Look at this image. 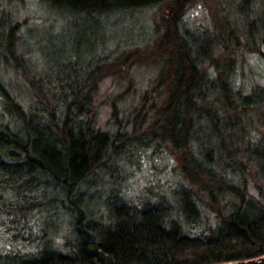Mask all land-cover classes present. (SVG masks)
Listing matches in <instances>:
<instances>
[{
  "label": "rangeland",
  "instance_id": "rangeland-1",
  "mask_svg": "<svg viewBox=\"0 0 264 264\" xmlns=\"http://www.w3.org/2000/svg\"><path fill=\"white\" fill-rule=\"evenodd\" d=\"M165 12L163 3H152L96 17L70 13L47 0H0V124L19 129L20 120L8 109L5 94L25 110L32 107L39 79L47 82L48 71H61L55 70L57 57L65 54L61 60L80 63L83 70L99 63L91 69L94 123L112 135L119 131L116 150L110 147L70 198L61 186L49 183L28 192L44 204L19 212L14 203L23 201L15 191L0 189V264L18 260L10 253L36 255L44 247L65 251V242L73 236L76 208L71 199L76 196L81 197L76 200L79 208L102 222L109 220V200L116 195L136 204L160 201L168 208L167 222L175 220L192 236L215 227L241 202L240 192L264 201V0H197L182 16L183 31L196 35L207 53L201 73L212 89L220 82L231 88L229 100L220 95L211 105L218 120L198 118L191 150L204 174L196 179L184 172L181 152L168 140L151 137L147 130L139 139L127 135L142 95L160 70L154 38L162 30ZM114 46L122 48L125 59L115 64L88 59ZM75 53L77 61L71 60ZM162 125L155 131L169 136L172 126ZM250 153L256 154L254 159Z\"/></svg>",
  "mask_w": 264,
  "mask_h": 264
},
{
  "label": "trees",
  "instance_id": "trees-1",
  "mask_svg": "<svg viewBox=\"0 0 264 264\" xmlns=\"http://www.w3.org/2000/svg\"><path fill=\"white\" fill-rule=\"evenodd\" d=\"M196 1L47 0L70 13L96 17L152 3L165 5L162 30L154 38L162 59L160 70L150 91L142 95L132 119V133L127 135L139 139L138 135L147 130L151 137L168 140L173 149L180 150L185 163L183 170L193 179L204 174L191 150L198 118L202 115L214 118L217 113L212 103L220 95L229 100L231 94L226 83L220 82L212 89L210 85H214L200 71L207 53L199 38L187 35L181 27L185 9ZM119 48L89 54L88 59H108L115 64L126 58ZM78 54H73L71 60L77 61ZM62 55L65 54L57 57L55 67L61 71H48L47 82L39 79L32 107L25 110L5 94L8 109L20 120V127L12 131L0 124V189L10 187L15 191V196L23 201L18 206L14 203L19 212L44 204L36 196L32 199L28 192L49 183L61 186L70 198L69 194L77 192L78 185L101 165L110 147L116 150L118 146L119 131L112 135L99 128L92 115L90 98L95 78L92 79L91 69L100 66L99 63L83 70L80 63L61 60ZM80 70L84 71L82 78ZM165 122L170 123L173 132L169 136L158 135L155 128L163 127ZM250 154L254 159L256 154ZM205 175L213 180L211 173ZM239 194L241 202L222 215L215 227L195 236L182 231L175 220L167 222L168 208L160 201L144 200L136 204L116 195L114 201L109 200V220L102 222L82 211L76 203L81 197L76 196L71 199L76 220L73 236L65 242L66 250L44 247L36 255L10 253V258L17 256L18 260L9 264H208L256 256L264 252V201L244 197L243 192ZM185 195L193 208V201ZM6 207L9 209L12 204Z\"/></svg>",
  "mask_w": 264,
  "mask_h": 264
},
{
  "label": "water",
  "instance_id": "water-1",
  "mask_svg": "<svg viewBox=\"0 0 264 264\" xmlns=\"http://www.w3.org/2000/svg\"><path fill=\"white\" fill-rule=\"evenodd\" d=\"M208 264H264V252L247 258H238L221 262H212Z\"/></svg>",
  "mask_w": 264,
  "mask_h": 264
}]
</instances>
